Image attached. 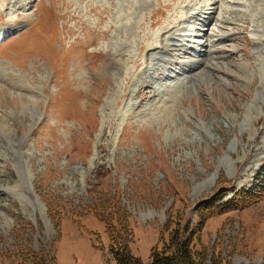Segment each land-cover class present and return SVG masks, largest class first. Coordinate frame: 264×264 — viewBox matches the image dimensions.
Wrapping results in <instances>:
<instances>
[{"label":"rangeland","instance_id":"obj_1","mask_svg":"<svg viewBox=\"0 0 264 264\" xmlns=\"http://www.w3.org/2000/svg\"><path fill=\"white\" fill-rule=\"evenodd\" d=\"M119 2L0 0V264H115L98 218L149 264L167 228L240 190L255 202L210 218L198 249L264 264V0L190 1L213 21L184 22L160 60L185 1Z\"/></svg>","mask_w":264,"mask_h":264},{"label":"trees","instance_id":"obj_2","mask_svg":"<svg viewBox=\"0 0 264 264\" xmlns=\"http://www.w3.org/2000/svg\"><path fill=\"white\" fill-rule=\"evenodd\" d=\"M257 196L253 191L240 190L222 207L216 202L204 201L198 208L194 209L197 214L196 227L190 229L191 224L189 223H185L184 225L175 223L171 230L167 228L169 238L163 242L161 248H154L152 250L149 264H207L209 260L207 250L205 248L198 249V245L200 244L199 235L204 230L207 221L219 214L237 211L248 204H252L255 202L254 198H257ZM98 219L104 221L106 225V231L110 238V250L115 264H145L132 251L131 246L134 243L132 229H125L124 226H112L110 222L113 221H109V219ZM57 225H61V220H58ZM113 230H117L118 237L113 235ZM50 252L47 257L32 252H28L27 254L21 252L19 256L24 261L21 264H58L55 250L52 249ZM210 263L232 264L222 259L219 255L212 256Z\"/></svg>","mask_w":264,"mask_h":264},{"label":"bare ground","instance_id":"obj_3","mask_svg":"<svg viewBox=\"0 0 264 264\" xmlns=\"http://www.w3.org/2000/svg\"><path fill=\"white\" fill-rule=\"evenodd\" d=\"M109 1V0H108ZM116 1V5H119L120 4V2H119V0H115ZM171 1H173V0H171ZM183 1H185L184 3H183V5L182 6H180L182 9L184 8V10H186V9H188V10H186V11H183V12H180L181 14L180 15H178L177 16V18H176V20L175 21H172L170 24H168L167 25V27L165 28V29H163V35H162V38H164L165 40H164V42H159V43H156V44H153V45H151L150 46V48L148 49L147 47H145V48H147L148 49V54L150 53V52H153V53H157V55L159 54V56H158V58L156 57L157 55H153V56H155L157 59H155V60H160V59H163V58H167V56L169 55L168 53H170V50H169V48L170 47H173V48H176L178 45L176 44L177 42H179V40L177 39V38H175V37H173V32L174 31H177L179 28H180V25H182L184 22H186L187 20H190V19H193L194 21H197L198 23H199V21H202L203 22V25L205 26V28L211 23V21H213V17H212V12H209V11H211L210 10V8H208L209 9V11L208 12H206L205 11V8L203 9V7H202V9H199L198 11H196L195 13H189V11L191 10V8L193 7L191 4H190V1H191V3L192 2H194L195 1V3L198 1V0H183ZM122 2V1H121ZM143 2H144V4L146 5V6H149L150 5V3H151V0H143ZM220 3V2H219ZM207 4V3H206ZM29 5V4H28ZM142 5V4H141ZM204 5V4H203ZM208 6V5H207ZM143 7V6H142ZM194 8V7H193ZM196 8V7H195ZM29 9V8H28ZM181 9V10H182ZM24 10V9H23ZM227 11V10H226ZM22 12V11H21ZM23 13V12H22ZM21 13V14H22ZM25 13V12H24ZM190 14V15H189ZM204 16V18H205V20H202V17ZM36 16V15H35ZM141 16V15H140ZM0 18H1V16H0ZM196 22V23H197ZM222 22H224V21H222ZM224 24V23H223ZM127 27V26H126ZM203 27V26H202ZM183 28V27H182ZM196 28V27H195ZM220 28V27H219ZM224 28V27H223ZM109 29H111V27H109ZM204 30V29H203ZM110 31H112V30H110ZM109 31V32H110ZM179 31V30H178ZM192 31V30H191ZM5 32V31H4ZM175 33V32H174ZM170 35V36H169ZM190 35V34H189ZM198 35H200L199 33H197V36ZM224 35V34H223ZM5 36V35H4ZM179 36H182V35H179ZM218 36V35H217ZM219 36H221V35H219ZM225 36V35H224ZM167 37H168V39H169V41H172V42H176V43H170V42H168V40H167ZM203 37V36H202ZM223 39H225L224 37H221L220 38V40H223ZM185 41V40H184ZM219 42V41H218ZM159 44L161 45V47L159 46ZM161 48V49H160ZM146 49V50H147ZM157 50H160V52L158 53V52H156ZM165 52L164 54L162 53V52ZM195 51V50H194ZM201 51H203V50H199V51H196V53H197V56H201ZM182 53V52H181ZM127 55L126 56H128V53H126ZM142 54V51H141V53L139 52V56ZM206 54V53H205ZM205 54H203V55H205ZM150 55V54H149ZM152 55H151V57H152ZM180 55V54H179ZM183 55V54H182ZM150 57V58H151ZM154 58V57H153ZM181 61V60H180ZM4 63V62H3ZM138 63V65L139 66H137V69L138 68H140L142 65H141V63L142 62H140V60L139 61H135V64H137ZM176 63V62H175ZM185 63V62H184ZM184 63H180V62H178V64L179 65H181V66H188V70L189 71H191V72H193V71H196V67H198V66H195L194 68L193 67H191L189 64H184ZM200 63V62H199ZM170 64V63H169ZM177 64V63H176ZM192 64V63H191ZM6 65V64H5ZM193 65H194V63H193ZM154 67V66H153ZM183 68V67H182ZM142 69V68H141ZM184 71L186 72V68L184 69ZM135 73V72H134ZM194 73V72H193ZM1 74V73H0ZM184 74V73H183ZM3 76V75H2ZM2 76H0V79H1V77ZM162 76V75H161ZM181 85V84H180ZM150 88V87H149Z\"/></svg>","mask_w":264,"mask_h":264}]
</instances>
